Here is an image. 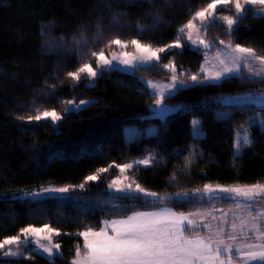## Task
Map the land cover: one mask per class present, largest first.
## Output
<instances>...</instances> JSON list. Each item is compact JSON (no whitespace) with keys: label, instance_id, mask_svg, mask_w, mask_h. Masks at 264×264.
I'll return each instance as SVG.
<instances>
[{"label":"trees","instance_id":"1","mask_svg":"<svg viewBox=\"0 0 264 264\" xmlns=\"http://www.w3.org/2000/svg\"><path fill=\"white\" fill-rule=\"evenodd\" d=\"M207 2L0 0V238L16 234L29 223H50L61 230L56 242L60 243L63 255L55 258V264H71L75 247L83 245V238L75 233L85 226L98 228L104 220L161 207L183 213L215 207L227 210L234 201L221 196L211 201L204 197L185 202L187 198L175 194L187 191L196 196L193 190L204 184L264 182V128L258 123L251 126L254 143L235 160L233 148L234 130L259 110L256 106L241 108L222 103L224 97L264 90V84L230 79L188 87L166 101L179 110L161 118L155 115L151 89L141 77L166 81L167 70L141 69L135 74L110 71L98 77L93 86L87 80L73 85L65 79V73L79 66L80 54L66 47L57 49L55 54L49 51L61 37L66 41L78 38L81 31L88 38L94 37L97 24L108 34L117 33L121 38L166 45L174 40L190 13ZM157 16L162 22L157 23ZM116 18L120 23L113 26ZM138 23L150 30L138 35ZM217 38L264 48V19L249 15L231 37L225 34L222 24L212 25L205 39ZM183 43L182 49L171 50L178 71L199 72L206 58L203 50ZM164 55L161 54L162 62L166 63ZM57 77L64 83L60 84ZM51 84L56 85L54 90L49 88ZM71 99L93 103L65 113L67 105L61 101ZM39 104L55 108L65 118L55 124L16 118ZM218 112L228 115L222 117ZM193 120L200 122V135L196 134ZM151 127L155 131L148 133ZM128 129L134 130L131 136ZM193 147L198 155L191 168L183 170L184 158ZM149 153L165 163L136 166L128 175L161 197L171 196L161 204H153L152 197L115 199L122 194L108 188V183L119 175L114 165L98 181L87 183L85 191L77 189L70 193L71 199L35 201L13 195L45 186L78 185L101 167L131 162ZM173 173L176 181L170 179ZM114 204L119 205L120 211L113 208ZM0 264H49V260L42 255L33 260L0 255Z\"/></svg>","mask_w":264,"mask_h":264},{"label":"snow or ice","instance_id":"2","mask_svg":"<svg viewBox=\"0 0 264 264\" xmlns=\"http://www.w3.org/2000/svg\"><path fill=\"white\" fill-rule=\"evenodd\" d=\"M227 13V14H226ZM249 15L264 19V0H208V2L191 12L187 21L177 29L174 40L166 45H153L139 38H121L113 35L104 40L105 30L97 24L95 36L89 40L86 32H80V38L73 37V46L80 53V63L75 70L65 73V79H70L73 85L87 80L93 86L98 77H103L110 71H140L160 68L167 70V82H154L141 77L147 88L151 89V96L161 117L166 116L179 108H171L166 103L182 89L211 85L230 79H247L251 82L264 84V48L258 49L251 45L233 44L231 40H207L208 28L217 23L222 24L225 34L229 37L235 35L236 30ZM157 23L162 22L159 16ZM119 19L113 21V26H118ZM130 27L131 25H127ZM138 35L150 29L146 25H136ZM104 40L103 47L96 49L94 46ZM187 42L196 50H203L205 56L211 51L215 53V62L205 60L199 72L191 73L178 71L175 59L171 57L172 49H182ZM66 41L61 37L50 52L56 53L57 49L64 48ZM218 45H223V49ZM113 46L118 51L113 50ZM131 48V51H129ZM86 50V51H85ZM106 50L108 54H106ZM161 54H165L162 62ZM93 60L95 67L93 66ZM123 65V68L119 66ZM201 73L203 76L201 77ZM59 80V77H57ZM191 82V83H189ZM47 84V81L45 82ZM60 84L64 80H59ZM49 88L55 89L51 84ZM62 104L69 107L63 111L70 113L79 111L82 106L93 103L90 100L75 99L62 100ZM225 105H235L244 108L256 106L259 110L252 117L239 125L233 134L234 160L246 148L252 147L254 140L251 135V126L259 124L264 128V90L248 92L242 96H229L222 99ZM227 113L221 114L222 117ZM28 122L46 121L57 123L65 117L55 108L33 106L25 115L16 117ZM199 121L193 120L192 124L196 134L200 135ZM198 153L195 147L184 158L183 170L190 169ZM165 163L162 158L149 153L145 157L123 164H110L107 168L101 167L96 172L85 177L84 182L78 185H64L41 187L38 191H21L13 194L18 199H31L40 201L46 199H71L70 193L79 189L86 190V184L98 181L101 174L108 172L113 165L119 169L109 183L108 188L115 193H121L115 199H142L152 197L153 204H161L164 200L171 199L170 195L161 197L160 194L144 188L133 180L129 170L137 165L150 167L155 164ZM176 181L175 173L170 177ZM191 196L189 192H177L179 198L204 199L211 201L217 194H225L221 199L232 200L237 209H246V213L236 214L229 209H212L202 212H176L169 207H161L154 211H133L131 215L123 218L104 220L98 228L85 226L83 230L75 233L83 238L82 247L78 244L74 250L71 264H264V182L245 185H213L204 184L196 188ZM142 194V195H137ZM7 195V194H3ZM239 198V199H237ZM120 211L119 205H113ZM221 212L220 216L213 212ZM233 215L231 222L228 217ZM217 223H205L208 217ZM239 220V223H237ZM206 229L207 234H201ZM191 233V234H189ZM61 235V230L50 223L39 226L26 224L19 228L16 234L0 238V255L4 257L22 258L33 260L36 255H42L55 264V258H62L61 245L56 238Z\"/></svg>","mask_w":264,"mask_h":264},{"label":"rangeland","instance_id":"3","mask_svg":"<svg viewBox=\"0 0 264 264\" xmlns=\"http://www.w3.org/2000/svg\"><path fill=\"white\" fill-rule=\"evenodd\" d=\"M113 35H117V33H115V34H108V32H105V37H104V40H106L108 37H111V36H113ZM80 37H78L77 39H79ZM93 37H91V38H89V40H91ZM104 40H101V43L100 44H98V45H95L94 47L96 48V49H98V48H100V47H103V44H104ZM66 41V40H65ZM67 43H66V45H65V47L66 48H68V49H72V50H75L74 49V46H73V44H74V42H73V39H71V40H67L66 41ZM192 48H194V49H196L194 46L192 47ZM221 49H223V46L221 47ZM113 50H116V51H118V48H116L115 46H113ZM76 51V50H75ZM86 51V50H85ZM129 51H131V48H129ZM76 53H78V55L80 54L78 51H76ZM106 54H108V51L106 50ZM208 60V61H211V62H215V53H208L207 54V56H206V58H205V60ZM202 65H204L205 67H207V65L205 64V61L203 62V64ZM93 66L95 67V62H94V60H93ZM120 68H123L124 66L123 65H120L119 66ZM127 72H130V70L129 71H127ZM201 75H203V73H201ZM154 82H157V81H154ZM162 82H167V80L166 81H162ZM38 106H41L40 104L38 105ZM44 107V106H43ZM67 107H69L68 105H67ZM66 107V108H67ZM84 106H82L81 107V109L83 108ZM170 107V106H169ZM171 108H174V107H171ZM173 112V111H172ZM171 113V112H170ZM169 114V113H168ZM218 114L219 115H221V114H223V112H218ZM155 115L156 116H158V117H161L160 115H158L157 114V111H156V108H155ZM162 118V117H161ZM155 131V127H151V128H149L148 129V133H153ZM133 132H134V130H132V129H128V133L130 134V136L133 134ZM153 154V153H152ZM155 155V154H154ZM138 159H140V158H138ZM134 160H137V159H134ZM134 160H132V161H134ZM131 161V162H132ZM137 166H143V165H137ZM130 171V170H129ZM232 186V185H231ZM236 186H240V185H236ZM45 187H53V186H45ZM194 195H196V196H199L200 194H198V193H193ZM223 195H225V194H222V193H220V194H217V196H223ZM206 198H207V196H205ZM237 199H239V198H237ZM214 209V208H213ZM215 209H223V208H221V207H215ZM229 209H231L232 210V213H236V214H243V213H246V209H237L236 207H235V203H234V205L232 206V207H230ZM229 209H223L224 210V212H228L229 211ZM212 210V209H211ZM211 210H206V211H202V212H209V211H211ZM213 215H216V216H220L221 215V212H219V211H215V212H213ZM230 217H233V215L230 213V215H229ZM205 223H214L215 221H212L211 220V217L209 216L208 217V219L206 220V221H204ZM60 252H61V249H60Z\"/></svg>","mask_w":264,"mask_h":264},{"label":"crops","instance_id":"4","mask_svg":"<svg viewBox=\"0 0 264 264\" xmlns=\"http://www.w3.org/2000/svg\"><path fill=\"white\" fill-rule=\"evenodd\" d=\"M152 211H154V210H152ZM114 219V218H113ZM228 219H229V221L231 222V220L233 219V217H228ZM111 220V219H110ZM217 222L215 221L213 224L215 225ZM237 223H239V220H237ZM189 234H191V233H189ZM201 234H203V235H206L207 234V230L206 229H203V230H201Z\"/></svg>","mask_w":264,"mask_h":264}]
</instances>
